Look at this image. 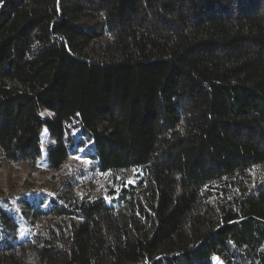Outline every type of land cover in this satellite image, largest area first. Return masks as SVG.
Segmentation results:
<instances>
[{
    "label": "trees",
    "instance_id": "trees-1",
    "mask_svg": "<svg viewBox=\"0 0 264 264\" xmlns=\"http://www.w3.org/2000/svg\"><path fill=\"white\" fill-rule=\"evenodd\" d=\"M43 124L0 264H264V0H0V166Z\"/></svg>",
    "mask_w": 264,
    "mask_h": 264
},
{
    "label": "rangeland",
    "instance_id": "rangeland-1",
    "mask_svg": "<svg viewBox=\"0 0 264 264\" xmlns=\"http://www.w3.org/2000/svg\"><path fill=\"white\" fill-rule=\"evenodd\" d=\"M44 117L53 115V112L45 108ZM56 141L55 135L47 124H43L41 130V144L43 156L36 163L30 161L7 162L0 166V205L3 212H12V216L0 215V240L10 237L12 240L23 238L30 229L28 217L23 216L24 207L18 203L20 194L29 200L42 198L47 205L59 183L55 175L60 171L52 169L48 164V148ZM2 211H0L1 214ZM12 217L15 220H12ZM257 227V228H256ZM264 230V223H254V233L259 234ZM214 264H224L220 257L214 256Z\"/></svg>",
    "mask_w": 264,
    "mask_h": 264
}]
</instances>
